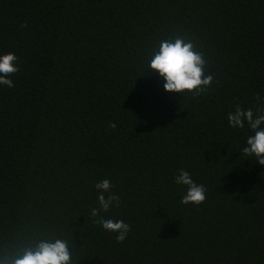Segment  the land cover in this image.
I'll return each mask as SVG.
<instances>
[{"label": "trees", "instance_id": "obj_1", "mask_svg": "<svg viewBox=\"0 0 264 264\" xmlns=\"http://www.w3.org/2000/svg\"><path fill=\"white\" fill-rule=\"evenodd\" d=\"M177 35L214 76L196 98L148 66ZM8 53L20 70L0 85V264L56 239L73 264H264V165L243 155L247 122L227 119L264 108V0H0ZM180 170L204 204L181 203ZM104 179L120 206L101 215L131 226L123 243L90 215Z\"/></svg>", "mask_w": 264, "mask_h": 264}, {"label": "clouds", "instance_id": "obj_2", "mask_svg": "<svg viewBox=\"0 0 264 264\" xmlns=\"http://www.w3.org/2000/svg\"><path fill=\"white\" fill-rule=\"evenodd\" d=\"M21 27L27 28V24ZM17 61L18 57L14 53L0 56V85L9 88L15 86L9 77L20 70ZM207 64L205 54L197 50L191 39L177 35L173 39L159 42L158 50L154 51L148 66L152 73H158L159 77L166 81L163 85L166 91L179 93L183 97L190 94L192 98H196L207 93L214 81L213 75L206 74ZM256 100H261L259 94ZM227 119L232 128L243 129L247 122L254 135L247 137L246 146L242 148L243 155L254 157L260 165H264V108H257L254 112L251 108L245 110L237 104ZM110 127L115 129L117 125L110 123ZM175 182L187 186V192L181 200L182 204L199 206L205 203L207 198L205 186L194 182L188 171L180 170ZM112 188L108 179L95 184L98 207L92 208L90 215L95 218L94 223L102 226L105 231L116 233L117 242L123 243L131 231V226L123 220L105 219L101 215L112 207L120 206V197L113 193ZM13 264H73L72 252L65 240L56 239L54 242L42 240L34 250L31 248L25 250Z\"/></svg>", "mask_w": 264, "mask_h": 264}]
</instances>
